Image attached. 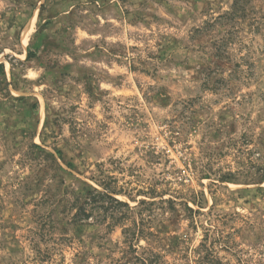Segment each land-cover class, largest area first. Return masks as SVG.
I'll list each match as a JSON object with an SVG mask.
<instances>
[{
    "label": "rangeland",
    "instance_id": "obj_1",
    "mask_svg": "<svg viewBox=\"0 0 264 264\" xmlns=\"http://www.w3.org/2000/svg\"><path fill=\"white\" fill-rule=\"evenodd\" d=\"M0 65V264H264V0H0Z\"/></svg>",
    "mask_w": 264,
    "mask_h": 264
},
{
    "label": "trees",
    "instance_id": "obj_2",
    "mask_svg": "<svg viewBox=\"0 0 264 264\" xmlns=\"http://www.w3.org/2000/svg\"><path fill=\"white\" fill-rule=\"evenodd\" d=\"M235 7V6H234ZM30 56V55H29ZM0 73L1 74H4V66L3 65H0ZM34 108H36V107H34ZM102 197H105V196H102ZM109 198V197H108ZM121 204V203H120ZM127 207V206H126ZM83 213V216L86 218V219H88L89 217H88V215H86V211L84 210V207H81L80 209H79V212H78V214L76 215V220L77 221H80V215ZM79 219V220H78ZM85 219V220H86Z\"/></svg>",
    "mask_w": 264,
    "mask_h": 264
},
{
    "label": "bare ground",
    "instance_id": "obj_3",
    "mask_svg": "<svg viewBox=\"0 0 264 264\" xmlns=\"http://www.w3.org/2000/svg\"><path fill=\"white\" fill-rule=\"evenodd\" d=\"M29 29H30V28H29ZM30 30H31V29H30ZM30 30L27 32V35H25V37H24V40H23V41H24L25 43H27V42H28L27 40H29V35H28V34L30 33Z\"/></svg>",
    "mask_w": 264,
    "mask_h": 264
}]
</instances>
